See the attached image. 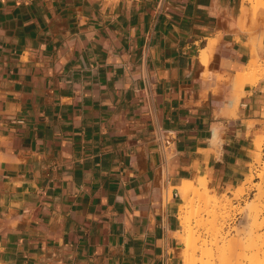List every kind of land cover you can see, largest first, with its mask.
<instances>
[{
    "label": "crops",
    "instance_id": "obj_1",
    "mask_svg": "<svg viewBox=\"0 0 264 264\" xmlns=\"http://www.w3.org/2000/svg\"><path fill=\"white\" fill-rule=\"evenodd\" d=\"M241 8L0 0V264H183L175 187L238 186L264 130Z\"/></svg>",
    "mask_w": 264,
    "mask_h": 264
},
{
    "label": "rangeland",
    "instance_id": "obj_2",
    "mask_svg": "<svg viewBox=\"0 0 264 264\" xmlns=\"http://www.w3.org/2000/svg\"><path fill=\"white\" fill-rule=\"evenodd\" d=\"M240 1L239 25L252 33L260 20L264 19V14L255 13L256 2ZM252 43V58L246 73L239 72L244 75L243 81L239 84L235 80L236 90L232 97H237L238 104L246 83L255 85L264 79L262 37H255ZM229 106L233 108V105ZM254 142V158L243 182L225 191L208 188L210 195L218 197V203H207L192 191L185 200L181 192L178 213L181 230L177 237L183 264L186 261H191V264H252V261L264 264V130L255 133ZM198 179H185L182 184L189 189ZM172 194L168 191L169 197ZM194 239L198 249L193 253V248L186 249L188 244L193 245ZM184 251L190 255L187 260Z\"/></svg>",
    "mask_w": 264,
    "mask_h": 264
},
{
    "label": "bare ground",
    "instance_id": "obj_3",
    "mask_svg": "<svg viewBox=\"0 0 264 264\" xmlns=\"http://www.w3.org/2000/svg\"><path fill=\"white\" fill-rule=\"evenodd\" d=\"M245 1H251V2H256V4H255V13H261V14H264V0H243V2H245ZM218 41V40H217ZM216 41V42H217ZM214 39H211V43H210V47H212L213 48V44H214ZM210 47L209 48H204L203 50H202V56H201V58H202V60H203V62H205V63H208V61L210 60V53H212V51H213V49L211 48L210 49ZM212 50V51H211ZM210 51V52H209ZM252 62H254V61H252ZM245 73H246V71H245ZM239 74V73H238ZM246 75H248V74H246ZM242 77H244V75L243 74H239L238 75V79H236V81L239 83L240 81H243V80H241L242 79ZM246 78V77H245ZM240 84V83H239ZM227 104H229V105H233V110L234 111H236L237 110V108H238V103H237V97L235 96V97H231L228 101H227ZM238 111H236V113H237ZM218 129V127L217 128H215V130H217ZM218 131V130H217ZM218 133H219V131H218ZM214 134H216V133H214ZM218 136V135H217ZM218 138V137H217ZM0 161H1V159H0ZM169 187V189H168V191L169 192H171L172 193V189H173V187H171V186H168ZM208 188H209V182H208V179H207V177L206 176H200L199 177V179H198V182H196V181H194V184L193 185H191V187L188 189V188H186L183 184H181V185H179V186H177V187H175V189L177 190V191H181L182 193H183V199H187V196L189 195V193L192 191V192H194V193H196V194H198L199 195V197L201 198V199H204V201L205 202H207V203H209V202H212V201H215L216 203H218V197H216L215 195H210V193H209V191H208ZM215 226H213V228H214ZM216 228V230L218 229L217 227H215ZM214 228V229H215ZM178 236V235H177ZM191 236V235H190ZM181 239H183L184 241H185V239L183 238V237H181ZM197 242H196V239H194V242H193V245L191 246L190 244H188L187 245V249L186 248H184V250L186 249L187 251H188V249L189 248H193V253L195 252V250H196V248L198 249V245L196 244ZM197 245V246H196ZM197 251V250H196ZM185 253V254H184ZM184 255H186V252L184 251ZM190 255L188 254V252H187V255H186V260H187V258L189 259L190 257H189ZM186 264H191V261H186ZM252 264H255L254 263V261H252Z\"/></svg>",
    "mask_w": 264,
    "mask_h": 264
},
{
    "label": "built area",
    "instance_id": "obj_4",
    "mask_svg": "<svg viewBox=\"0 0 264 264\" xmlns=\"http://www.w3.org/2000/svg\"><path fill=\"white\" fill-rule=\"evenodd\" d=\"M160 140L162 143L163 150L169 153L170 152V138L166 135H160Z\"/></svg>",
    "mask_w": 264,
    "mask_h": 264
}]
</instances>
